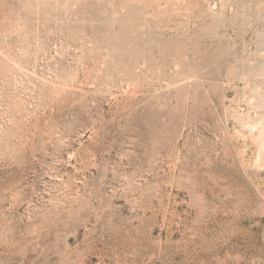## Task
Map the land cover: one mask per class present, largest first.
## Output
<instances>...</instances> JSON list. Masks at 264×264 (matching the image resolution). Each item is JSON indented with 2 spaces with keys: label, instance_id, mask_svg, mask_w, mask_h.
Segmentation results:
<instances>
[{
  "label": "rangeland",
  "instance_id": "1",
  "mask_svg": "<svg viewBox=\"0 0 264 264\" xmlns=\"http://www.w3.org/2000/svg\"><path fill=\"white\" fill-rule=\"evenodd\" d=\"M0 264H264V0H0Z\"/></svg>",
  "mask_w": 264,
  "mask_h": 264
}]
</instances>
